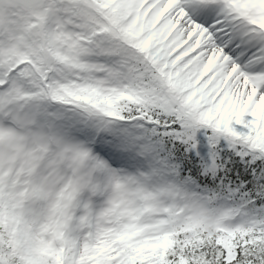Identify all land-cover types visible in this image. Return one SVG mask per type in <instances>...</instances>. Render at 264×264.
Masks as SVG:
<instances>
[{
	"label": "snow or ice",
	"instance_id": "1",
	"mask_svg": "<svg viewBox=\"0 0 264 264\" xmlns=\"http://www.w3.org/2000/svg\"><path fill=\"white\" fill-rule=\"evenodd\" d=\"M0 264H264V0H0Z\"/></svg>",
	"mask_w": 264,
	"mask_h": 264
}]
</instances>
